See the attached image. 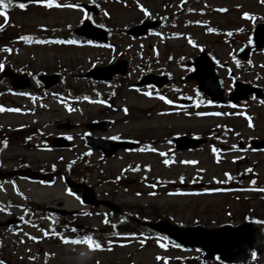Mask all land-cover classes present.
<instances>
[{"label":"rangeland","instance_id":"1","mask_svg":"<svg viewBox=\"0 0 264 264\" xmlns=\"http://www.w3.org/2000/svg\"><path fill=\"white\" fill-rule=\"evenodd\" d=\"M128 1V0H123ZM142 3H146L148 10L151 11L152 15H156L157 11H162L165 13L167 20L170 24L179 22L181 19H192L193 15L189 11L182 12L181 15H175L179 12V5L182 1L190 0H171V6L168 8L161 9L160 6L155 5L153 1L150 0H138ZM215 5H219L222 8L228 10V13L219 15L212 14V23L218 24L222 28H232L238 30L239 27L245 26L247 29L250 28L249 24L240 21L239 14L241 11L254 12L260 15H264V8L259 5L257 1L259 0H213ZM64 4V1L61 2ZM184 3V2H183ZM190 6V5H189ZM193 6V5H192ZM187 6L184 3L183 9L185 10ZM103 9L106 10L111 15V21L108 22L109 25L117 27L122 30L124 26H133V23L141 19V15L138 13L137 9L134 8H124V5L118 4L115 1H111L103 4ZM193 10V9H192ZM207 13H210L208 10ZM13 21L11 27L21 33H29L32 31H38L42 29H59V32L69 31L72 27L73 29L79 21V14L76 12L65 11V7L62 9L54 10L45 7H34L29 6L24 9L14 10ZM1 19V16H0ZM138 23V22H137ZM135 23V24H137ZM179 30L183 28L179 27ZM196 32L193 37L197 39L199 45H208V48L212 50L217 57L220 64L227 63L229 66H233L230 59L227 56L231 55L233 51L237 50L243 45L242 42H237L233 49H228L226 46H222L220 42V37L214 36H204L200 34V30L192 29V34ZM200 34V35H199ZM248 37L243 36V41H247ZM132 41L128 37H121L122 47L131 45ZM15 43L11 45L13 48L11 51H15ZM175 46H185L184 40L174 43ZM19 46V45H18ZM137 47V43L134 45ZM1 47V46H0ZM58 50V51H56ZM167 49L163 48V52ZM87 50H76V49H66V51H61V49L56 48H21V53L19 56L13 58L19 65L32 63L34 70H53L59 62L65 63V65L72 66L73 68H79L80 65L86 69L89 67V63L86 61ZM183 51L189 52L187 48ZM90 56H96L94 50H88ZM127 54L128 53L127 51ZM5 56L1 54L0 48V63L3 61ZM264 62V60H263ZM135 66V65H134ZM263 72V71H262ZM221 76H224V70H219ZM248 78L246 74L243 75ZM249 79V78H248ZM264 80V72H263ZM72 86L77 87L75 83ZM132 95L127 96L128 104L141 105L142 107L150 105L149 101H145L142 98L137 97V102L135 103ZM144 102V103H142ZM261 106L257 103H252L249 106V111L253 113L256 109ZM158 108H151L149 112L151 115L147 117L146 123L149 127L150 135L148 138L151 139H162V137H167L173 133H184V132H195L200 135H207L210 132V127L215 125H220L224 122L221 118H211V119H185V118H174L168 121L164 117H159L155 115V111ZM97 108H86V115L89 117H94ZM121 115L119 114V118ZM125 123L118 126L115 131L123 132H137L145 128V122H136L133 120H124ZM11 117H0V124L13 123ZM141 133V131L139 132ZM264 134V125L257 123L253 128H241L238 132H232L230 138L221 140L217 142L218 145L227 147L226 150H218L216 153H220L222 156V162L219 163L214 161L212 150L209 147H204L196 152H185L173 156L174 160L172 163L165 164L162 157L159 155H148L141 156L140 154L131 155H119L118 158L113 160H108L102 166V170L108 177L119 176L122 172H127L125 180L131 179H141L145 177L148 182H153L158 188L148 187L143 190L149 194V197H143L137 200L134 196L136 191L135 186L126 188L125 186H114L109 182H105L101 185L100 189L104 190L108 195L112 196L117 204H129L134 205L144 215H151L154 213L156 215L157 211L159 213H165L171 216L176 222H183L188 224L194 218H200L202 220H211L218 222H225L228 220L227 214L231 212H236L242 207V204H247L254 210H258L260 213H264V197L260 195H251L253 192L247 191L245 193L247 196H234V195H221L215 194L209 191L204 193L192 194L191 192L182 193L181 195H174L168 193L170 191L163 186V182L174 183L173 188H180V184L184 183L188 188H196L199 185L203 187H213L219 185H226L227 181L231 178L239 179L238 174H242L243 181L240 187H243L246 191V180L252 174H257L261 179H264V153L252 152L247 146L242 150H238L233 144L237 140H241L247 144V142L254 137H259ZM231 147V148H230ZM159 153H168L169 146L166 143L154 146ZM233 150V151H231ZM231 151V152H229ZM246 160V162H245ZM141 163V164H139ZM258 164L253 172L248 173L249 166ZM131 165H136L139 168V173H133L129 168ZM133 167V166H132ZM225 174H229L226 176ZM123 176V175H121ZM119 176V177H121ZM91 182L98 180V173L93 172L90 177ZM124 179V178H122ZM159 181V183H157ZM190 185H192L190 187ZM59 190L57 185L50 190H37L41 193L50 192L51 196H54ZM82 224L88 226H98L99 220H81ZM214 226V225H213ZM17 237L14 235L6 236L5 242L13 241L18 245L19 250L9 249L7 254V259L12 262H19L20 260L24 263H29L31 258L36 259V264H94V262H99L100 264H127L128 261H134L135 264H157L154 261L156 255L159 254H171V258L177 257L176 255H194L196 259H199V255L194 251L191 252H180V251H161L155 250L153 248H145L139 250L137 248V242L133 241L124 249H116L113 252L110 251H96L92 254L88 260L81 261L80 255L88 252L80 248H72L69 246H62L57 243H34L29 240L28 235L36 234V230L33 227L24 225V228ZM16 239V240H15ZM9 248V246H7ZM28 248H33V255H28ZM39 255V259L37 258ZM194 257L189 256V261L193 260ZM187 264H190L189 262ZM192 264H203L200 261L192 262Z\"/></svg>","mask_w":264,"mask_h":264},{"label":"snow or ice","instance_id":"2","mask_svg":"<svg viewBox=\"0 0 264 264\" xmlns=\"http://www.w3.org/2000/svg\"><path fill=\"white\" fill-rule=\"evenodd\" d=\"M8 2L10 3L11 0H8ZM36 3H42L44 4V6H46L47 8H52V7H75V8H79V5H61L56 3V0H35ZM21 9H24L26 7L25 4L21 3L18 5ZM8 4L5 3V0H0V16H4L5 21H7L8 17H7V9ZM220 11H226L224 9H221ZM147 14V13H146ZM105 15H108L107 13H105ZM245 18L251 19V17L249 16V14L245 13L244 14ZM85 19L91 20V16L90 15H85ZM101 27H103V25H100ZM211 31V29H210ZM229 35H231V33H229ZM21 39L24 40H28L30 39L29 37L25 36V37H21ZM59 43H68V44H76L77 41L75 40H67V41H59ZM89 44L92 43V41L88 42ZM10 51V49H9ZM4 65L2 63H0V70H3ZM147 95H151V93H146ZM21 95H28L27 93H21ZM158 98L162 101H164L165 103L172 105L174 104V101L172 99H168L167 97L163 96V95H158ZM85 99H87V97H85ZM190 99V98H189ZM101 103H103V101H101ZM209 103H211V101H209ZM261 103H264V101H262ZM197 107H199V102H197ZM233 107H235V105H233ZM5 109H3L2 107H0V111H4ZM8 111H19V109H7ZM71 110V109H70ZM126 111V110H125ZM199 115H204V113H198ZM216 115H219V113H216ZM69 140L72 139V137H67ZM6 145V141L4 142ZM155 150V149H153ZM213 151H216L215 149H213ZM161 155H167L166 153H161ZM165 164L169 163L168 160L164 161ZM251 171V170H249ZM226 176H229V174H225ZM253 183H255V181H253ZM139 195V193L137 194ZM21 219H23V217H21ZM160 239L166 240L168 239L167 237H161ZM66 243L68 241H65ZM72 243H85L87 244L90 248H94V249H99L101 246L99 243H97L95 240H93V238L91 236H88L86 238H84L83 240H75V241H71ZM161 247H164V245H161Z\"/></svg>","mask_w":264,"mask_h":264},{"label":"water","instance_id":"3","mask_svg":"<svg viewBox=\"0 0 264 264\" xmlns=\"http://www.w3.org/2000/svg\"><path fill=\"white\" fill-rule=\"evenodd\" d=\"M245 229L247 230V228L245 227L241 230L234 231L233 233H226L222 231V229H219L220 231H209L199 229L200 231H202L201 243L208 240H214L212 241L211 246L215 247L217 251L221 252L222 248H228L233 244L235 246H239L241 244V239L238 236L244 233ZM198 240H200V238Z\"/></svg>","mask_w":264,"mask_h":264}]
</instances>
